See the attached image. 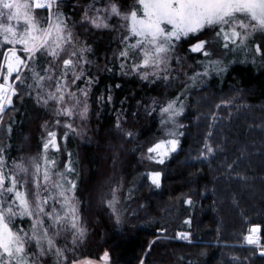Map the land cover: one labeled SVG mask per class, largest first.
I'll return each mask as SVG.
<instances>
[{"label": "trees", "instance_id": "16d2710c", "mask_svg": "<svg viewBox=\"0 0 264 264\" xmlns=\"http://www.w3.org/2000/svg\"><path fill=\"white\" fill-rule=\"evenodd\" d=\"M107 1L68 0L59 3L58 13L73 27L83 10ZM115 2L125 9L131 0ZM36 13L45 24L47 12ZM80 25L75 37L90 49L77 81L90 87L86 117L73 118L71 129L57 126L63 120L59 105L38 101L37 90L27 87L34 84L27 70L25 83L15 85L12 106L0 116V149L9 168L38 156L46 133L58 132V150L47 157L75 182L84 230L82 238L74 240L71 230L56 238L65 257L61 264L99 260L106 252L110 264H139L144 253L143 264H264L261 250L244 244L249 230L259 227L264 246V44L258 54L256 43L223 55L208 49L221 58L205 59L189 52L195 38L182 39L183 68L177 66L167 81H148L121 71L117 37ZM10 47L0 45V65ZM37 57V71L52 60ZM53 68L60 72L59 61ZM170 102L183 108L181 137L176 151L158 163L148 150L160 133L159 110ZM157 172L159 187L150 177ZM117 203L121 212L115 216ZM179 233L189 242L175 240ZM47 264H57V258L48 254Z\"/></svg>", "mask_w": 264, "mask_h": 264}, {"label": "snow or ice", "instance_id": "6c2138e0", "mask_svg": "<svg viewBox=\"0 0 264 264\" xmlns=\"http://www.w3.org/2000/svg\"><path fill=\"white\" fill-rule=\"evenodd\" d=\"M136 4L139 8L125 13L115 0H110L107 7L95 9L94 15L86 12L84 19L96 29L109 28L108 20L112 17L125 21L121 27L126 30V35L122 38L123 47L118 58L122 68L124 62L131 61L132 71L153 70L145 71L143 79L155 71L166 70L176 43L189 34L213 28L223 41L222 47L234 50L229 46L243 47L252 32L264 31V0H136ZM54 5H58V0H0V44L11 45L7 49L10 55L0 65V70L6 68L3 82H0V116L12 106V97L18 95L16 83H25L26 78H22L25 70L32 72L34 84L27 87L37 90L39 102L48 104L54 101L60 106L58 114L69 118L77 115L76 105L81 101L70 85L82 79L80 65L87 63L83 53L90 49L76 48L72 32L62 14L53 11ZM36 9L48 10L46 25L40 24ZM206 43L198 42L191 51L211 56L205 48ZM18 45L25 53L23 58L17 54ZM69 45L73 46L71 51ZM260 51L257 46L256 52ZM37 54L52 58L48 67L41 66L39 71L35 67ZM57 61L60 66L58 74L53 68ZM212 63L219 64V61ZM69 74L71 80L68 79ZM45 88L48 89L46 94ZM82 94L87 96L86 91ZM87 111V104L83 103L79 117L85 118ZM163 112L170 113V116L180 114L173 104ZM65 127L71 129L73 126L66 123ZM48 135L50 139L44 144L45 152L50 145L58 150L56 133L49 132ZM178 143L175 139L162 141L148 151L156 153L161 157L157 162L163 163V156L176 151ZM206 147L208 152L213 151L210 146ZM66 171L74 169L66 166ZM150 177L152 183L159 187L160 174L152 173ZM75 188V182L56 168L55 159H48L45 155L39 160L17 163L9 168L0 149V264H39V257L48 254L55 256L57 264H61L65 257L63 249L56 244V238L69 230L74 240L84 235L78 223ZM25 217L32 221L31 229L13 227L16 219ZM259 231V227L251 228L244 237L245 243L260 247V237L256 235ZM178 238L188 237L181 233ZM33 244L35 252L29 250ZM102 259L108 261L107 252Z\"/></svg>", "mask_w": 264, "mask_h": 264}, {"label": "rangeland", "instance_id": "374dc122", "mask_svg": "<svg viewBox=\"0 0 264 264\" xmlns=\"http://www.w3.org/2000/svg\"><path fill=\"white\" fill-rule=\"evenodd\" d=\"M64 2H68V0H58V5H54L53 6V11L58 13V7L60 6L59 3H64ZM109 3L110 2L107 1L103 5L102 4H99V3H97L96 6L93 5V4L90 5L86 10H83L84 13L81 15V17H80V19L78 21H80L81 24L84 25V26L88 25L89 27H92L90 24H88V23L85 22V19H84L85 13L88 12L89 14L94 15L95 14V11H94L95 9H101V8L107 7L109 5ZM133 8H139V5L136 4V0H131L130 4L125 9L124 8L122 9V7H120L121 11L122 12H125V13L126 12H129ZM43 10H45L47 12V16H46L47 19H46L45 24L42 23V22L45 21L43 19V15L40 18V14L36 13V11H43ZM35 15H36V17L39 20V22H40L41 25H46L47 24V22H48V10H46V9H36L35 10ZM63 18H64V20H65V22H66V24L68 26V29L72 32V35H73V39H74V43H75L76 48L77 49H79L80 47L86 48L87 46H85L84 44H81V42L79 40L77 41V39L75 37L76 34L78 33L77 30H79L78 27L81 26L80 25V22L79 23H76L75 26L72 27L71 20H66V18L64 16H63ZM108 23L110 25L109 28H106V29H96V28H94V29L95 30H107V31H109L110 33H112V39H114L115 37H117V39L116 38L115 39L119 41V43H118L119 45L118 44L117 45L119 46V51H120L121 48L123 47V44L121 42L122 41V38L126 35V30L121 27V25L124 24L125 21L121 20L119 17H112L111 19L108 20ZM191 37L195 38L196 41H197L195 44H193V46H195L200 41H207V43L205 44V48L207 50L208 49L209 50H212L214 55L217 54V53H219V55H223V54L227 53V50H229V49H225V48L222 47L223 41H222V39L220 37H218L216 35V30L213 29V28H205L203 31H201L199 33L189 34L186 38H182V39H187V38H191ZM182 39L176 43V48H175L174 52L172 53L171 59L168 62V65H167L166 70H158V71H155L154 74L148 75V78L147 79H144V80L154 81L156 79H164L165 81H167L169 79H172L169 76H171V74H173L174 69L177 70V66H179V67L182 66V68H183L184 63L182 62V56H181V53H180V50H179V44L183 41ZM255 43L257 44V46H259V48H260V46L262 47V44H264V31L256 30V31L252 32L251 35L248 37V39L245 41V44H244L243 47H235L234 45H230L229 48L230 49H233L234 48V50H229L228 52L238 53V50H240L241 48L244 49V51H248L250 49V45H252V44L254 45ZM0 45H2V44H0ZM17 47H19V49L17 48V50L22 51V49H21V47L19 45ZM72 47H73L72 45H69L68 46V48H69L70 51H71ZM192 47H190V51L189 52H192L191 51V48ZM260 50H261V48H260ZM6 51L4 52L3 55L6 54ZM119 51H118V53H119ZM260 52H262V50ZM86 53H87V51H85L83 53V55L85 57V60L89 64V62L87 60ZM248 53H250V52H248ZM8 55H10V53ZM203 57H205V56L203 55ZM63 58H64V56L62 55L61 59H63ZM211 58L218 59V58H221V57H217V56L216 57H212V55L209 56V57H205V59H211ZM118 60H119V65H120L121 71L127 72L128 74L136 75L137 77H140L141 79H143L142 78V74L145 71H149V72H152L153 71V70H149V69H139L138 71H132L131 66H130L131 63H132L131 61L124 62V67L122 68L121 67V59L118 58ZM84 64L85 63H82L80 65L81 69H82V67H83ZM0 72H1V70H0ZM179 74H180V72H179ZM180 76L182 77V74H180ZM174 78L179 83H183V81H184L183 79L179 78L178 75H175ZM182 78H184V76ZM84 85L85 84H82V83H79L78 84L77 81H76L75 84L70 85L71 89L76 92V95L79 98V100L81 101V104H77L76 105L77 115H74L72 118H69V117H66L64 115L59 114L63 118V120L57 126L62 127V129L63 128L66 129L65 128V124L66 123L73 122V118H75V117L76 118L74 120H76V119L82 120V118H80L79 115H78V113L80 111H82V105H83V103H86V101H85L86 97L82 94V92L83 91H86L87 94H88V91L90 90V87L89 86H87V85L84 86ZM195 88L197 89L199 87H195ZM169 104H173L174 105V109L176 111H180V114L179 115H171L170 116V113H164L163 112V109L166 108V107H168ZM220 106L226 107L227 105L222 104ZM181 109H183V108L179 107L175 102L174 103H171L170 102V103L164 105L161 110H159L158 116H159V132L160 133L158 135L157 140L154 142L155 144L152 147H154L157 143H160L162 141H167V140H170V139H175V140H178V142H179L180 137H181V120L180 119L182 117L181 115H182V112H183V111H181ZM56 113H58L57 110H56ZM66 119H68L69 122H66ZM63 121H64V123H63ZM52 132L56 133L55 141H56L57 146L59 147V144H58V141H57V134H58V132L56 130H54ZM49 139H50V137L46 133L44 144ZM166 147L170 148V145H166ZM177 147H178V145H177ZM50 150L55 151L56 148H53L50 145L49 148L47 149V151L45 152L44 147H43L42 152L38 156L26 158V159H24V162L27 163V162H30V161H32L34 159L39 160V159L43 158L45 155L48 156ZM171 152L172 151H169L168 154L170 155ZM149 155L151 157H154L153 160L155 162H157V160H159L161 158V157L157 156L156 153H150L149 152ZM165 156H167V155H164L163 158ZM56 168L60 172H65V169L64 170L63 169L61 170V168L59 167V164H57V163H56ZM28 187H31V184H29ZM118 204L119 203H117L116 205H114L113 210L111 211L112 215L115 214V216L116 215L118 216L117 213H120L121 212L120 206ZM76 207L78 209V204H76ZM24 223H26V224L23 225ZM31 226H32V221L29 220L27 217H25L24 219H16L14 221V224H13V227H17V228L18 227H22L25 230L31 229ZM179 234H181V233H179ZM179 234H177L175 240H178V241H181V242H189V236L187 234H186L187 237H188L187 239H180V238H178ZM256 235H258V233ZM59 236L63 237L64 235H63V233H61ZM259 243H260V240H259ZM244 244L247 245V246H250V247L259 248L260 250L264 249V246H262V245L260 247H257V246H254V245H248V244L245 243V241H244ZM29 250L32 251V252H35L36 251L35 245L33 244L31 246V249H29ZM47 256L48 255H45L43 257H39V264H47ZM103 256H104V254L102 255V257ZM144 256H145V253L142 256L139 264H143V262H144ZM102 257L99 260L88 259V258L78 259V260L71 261L68 264H74V262H75V264H110L109 259H108L107 262H105L102 259Z\"/></svg>", "mask_w": 264, "mask_h": 264}, {"label": "water", "instance_id": "95a60500", "mask_svg": "<svg viewBox=\"0 0 264 264\" xmlns=\"http://www.w3.org/2000/svg\"><path fill=\"white\" fill-rule=\"evenodd\" d=\"M262 252H264V250H261V251L258 252V256L259 257H264V255L261 254Z\"/></svg>", "mask_w": 264, "mask_h": 264}]
</instances>
